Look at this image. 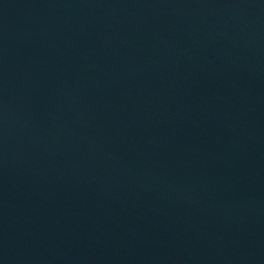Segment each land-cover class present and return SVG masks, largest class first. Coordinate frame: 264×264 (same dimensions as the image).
Segmentation results:
<instances>
[{
  "label": "water",
  "instance_id": "water-1",
  "mask_svg": "<svg viewBox=\"0 0 264 264\" xmlns=\"http://www.w3.org/2000/svg\"><path fill=\"white\" fill-rule=\"evenodd\" d=\"M0 264H264V0H0Z\"/></svg>",
  "mask_w": 264,
  "mask_h": 264
}]
</instances>
